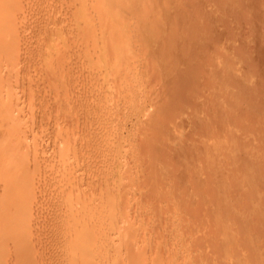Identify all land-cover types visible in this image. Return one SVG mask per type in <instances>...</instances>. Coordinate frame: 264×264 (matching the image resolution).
Returning a JSON list of instances; mask_svg holds the SVG:
<instances>
[{"label":"rangeland","instance_id":"374dc122","mask_svg":"<svg viewBox=\"0 0 264 264\" xmlns=\"http://www.w3.org/2000/svg\"><path fill=\"white\" fill-rule=\"evenodd\" d=\"M102 1L20 0L0 47V92L13 99L16 135L30 154L20 167L31 164L35 181L32 223L22 230L32 237L19 250L9 240L0 264H69L74 256L59 248L76 231L63 240L59 218L78 208L75 199L62 204L78 178L93 197L89 213L115 216L96 220L93 251L105 256L96 264H264V0ZM201 99L220 109L215 125ZM173 100L185 102L171 111ZM172 130L184 145L205 133V151L219 135L222 172L216 152L206 154L210 166L177 138L169 143ZM68 145L72 167L60 162ZM90 217L80 220L96 226Z\"/></svg>","mask_w":264,"mask_h":264},{"label":"bare ground","instance_id":"6f19581e","mask_svg":"<svg viewBox=\"0 0 264 264\" xmlns=\"http://www.w3.org/2000/svg\"><path fill=\"white\" fill-rule=\"evenodd\" d=\"M18 1H20V0H0V47H4V48H6V46H8V44H7V42H8V38H9V36H7V33H9L11 30H12V26H11V24H12V22L13 21H15L16 19H17V17L16 16H19L18 14H16V13H19V8L21 7V4L20 5H18ZM22 1V0H21ZM99 1H101V0H98V4L100 5V2ZM108 2H110V4L111 5H113L115 2H118L119 0H107ZM103 2H104V0L102 1V4H103ZM23 7V6H22ZM21 9V8H20ZM20 14V13H19ZM18 21V20H17ZM16 21V22H17ZM148 35L146 34V37H147ZM7 44V45H6ZM3 49V48H2ZM4 51V50H3ZM3 51H1V52H3ZM199 73H201L200 71H199ZM194 75H195V73H194ZM196 75H198V77H199V74H197L196 73ZM222 86V85H221ZM219 88H222V87H219ZM220 90L221 89H219V92H220ZM181 91V90H180ZM184 92V91H183ZM223 92H224V89H223ZM208 93V92H207ZM213 93V92H212ZM216 93H218V92H216ZM215 93V94H216ZM191 94V92L189 93V95ZM199 94H201V93H199ZM203 94V93H202ZM210 94V93H209ZM214 94V93H213ZM215 94H214V96H215ZM221 94V93H220ZM220 94H218V95H216V97L215 98H213L212 96H210V98H213V100L214 101H216V102H214L213 101V104L214 103H216L215 105H217V107L218 108H220L221 109V107H219V104H220V101H219V95ZM223 94V93H222ZM179 95V94H178ZM187 95H188V93H187ZM204 95V94H203ZM212 95V94H211ZM224 95V94H223ZM223 95H220L221 97L223 96ZM239 95V94H238ZM0 96H1V98H0V250H1V252L4 254V253H7L6 251L8 250V247H9V245H10V241H12V245L13 246H11V247H13L14 248V250H19V249H22V246L25 244V243H27L28 242V240L30 239V237H32L31 236V234L30 233H23L22 232V230H25V229H28V227H30L31 226V218H32V202L33 201H31L32 200V196H34L33 195V192L32 191H34L33 189H32V184L34 185V183L33 182H35V181H33L32 180V176L30 177V175H29V173H30V171H29V168L31 167V164H30V166H29V168H27V170H25L24 169V167L25 166H22V167H20L21 166V163L22 162H24V163H26L27 164V162H29L30 161V154H29V152H25L24 150H23V147L25 148V144H24V146H23V142H22V140H23V137L22 136H20V137H22V139L21 138H19L16 134H17V132H18V128H19V124L17 125V123H18V121H19V119H18V115L17 116H15V114H14V103H12V100L10 99V100H8L9 99V97L8 98H6V96L7 95H1V92H0ZM9 96H11V95H9ZM179 96H181V94L179 95ZM179 96H177V97H179ZM192 96H196V95H194L193 93H192ZM198 97H200L199 95H197ZM202 96V95H201ZM218 96V97H217ZM172 97H173V95H172ZM185 97V96H184ZM190 97V96H189ZM198 97H195V98H197V100H199V98ZM206 97H209V95H207ZM232 97V96H231ZM181 98H182V96H181ZM191 98V97H190ZM217 98V99H216ZM246 99V98H245ZM249 99V98H248ZM187 100V99H186ZM191 100V99H190ZM193 100L194 101H196L194 98H193ZM202 100V99H201ZM204 100H206V99H203L202 100V102L204 101ZM208 100V99H207ZM207 100L205 101L206 102V104L208 103L207 102ZM211 100V99H210ZM231 100V99H230ZM176 101H178V100H173L172 102H169L168 103V107H169V109L171 110L172 109V107H173V105H175L176 104ZM193 101V102H194ZM209 101V100H208ZM218 101V102H217ZM221 101H222V98H221ZM185 102V101H184ZM183 101L181 102V100L180 101H178L177 103L178 104H180L179 106H177L178 107V109H179V107H182L183 106V104H181V103H184ZM190 102V101H189ZM201 102V104L203 105V103ZM205 102H204V104H205ZM242 102V101H241ZM246 102V101H245ZM249 102V101H248ZM219 103V104H218ZM16 104V103H15ZM187 104V103H186ZM205 104V105H206ZM212 103L211 104H207L206 106L210 109V110H212L211 112H212V114L214 115V116H216V121H215V119H214V124H213V122H212V124L213 125H215L216 124V122L221 118L219 115L220 114H222L223 113V110L221 109V111H222V113L220 112V114H219V111H220V109L218 110V108H217V114L215 115V112H216V106L214 107V106H212V107H214L213 109L215 110L214 112H213V109H211L212 107H211V105H213ZM221 104H223V103H221ZM192 104H190V106H191ZM204 105V106H205ZM186 107H188V106H186ZM224 107V106H223ZM222 107V108H223ZM208 108H206V110L208 109ZM177 109V112H179V110ZM184 109V111H185V109L186 108H183ZM205 109V108H204ZM224 109V108H223ZM187 110V109H186ZM189 110V109H188ZM209 110V111H210ZM172 111V110H171ZM174 111V110H173ZM181 111V110H180ZM204 112H205V110H203ZM208 111V110H207ZM206 111V112H207ZM187 112H189V114L192 112V111H187ZM209 113V112H208ZM207 113V114H208ZM242 113V112H241ZM246 113V112H245ZM172 114V113H171ZM173 114H175V113H173ZM172 114V115H173ZM181 114H183V113H181ZM206 114V113H205ZM219 114V115H218ZM224 114V113H223ZM167 115V113H165V115H164V117ZM180 115V114H179ZM178 115V116H179ZM188 115V114H187ZM194 115V114H193ZM210 115V114H209ZM169 116H171L170 114H169ZM168 116V117H169ZM175 116H177L176 114H175ZM182 116H185L184 114L182 115ZM205 117L207 116V115H204ZM243 116H244V112H243ZM249 116V115H248ZM252 116V115H251ZM181 117V116H180ZM196 117V116H195ZM211 117H213V116H209V119H211ZM220 117V118H219ZM245 117V116H244ZM175 118V117H174ZM215 118V117H214ZM249 118V117H248ZM169 119V118H168ZM206 119H207V117H206ZM228 119V118H227ZM246 119V118H245ZM212 120V119H211ZM221 120H223V118L221 119ZM220 120V121H221ZM237 120V119H236ZM167 121V120H166ZM165 120H163V121H161L160 123H159V125H158V128H157V134H163V133H167L168 134V127L169 126H167V124L166 123H168V122H166ZM201 121L203 122V124L204 125H208L209 124V122H208V119L207 120H205L204 118H203V116L201 117ZM200 121V122H201ZM249 121V120H248ZM255 121V120H254ZM219 122V121H218ZM229 123V122H228ZM245 123V122H244ZM247 123V122H246ZM245 123V124H246ZM169 124V123H168ZM211 124V123H210ZM219 125L221 124V126L224 124V120H223V124L222 123H218ZM238 124V123H237ZM236 124V125H237ZM244 124V125H245ZM204 125H202V127H201V129L204 127ZM226 125V124H225ZM229 125V124H228ZM227 125V126H228ZM246 125H248V124H246ZM252 125V124H251ZM18 126V127H17ZM217 126V125H216ZM215 126V127H216ZM220 127V126H219ZM21 128V127H20ZM207 128H210L209 126L207 127ZM217 130H218V132H220L221 133V135L219 136V137H222V136H224L223 135V132L221 131V129L219 130V128H216ZM232 129V128H231ZM225 130V129H224ZM172 131H174V130H172ZM179 130H177V131H174L173 133H171V131L169 132V138H168V135H166V137L168 138V140H169V143L170 142H173V143H175L176 142V140H175V138H177L178 140V142H176V146H178L179 145V147H181V149H182V151H184L185 153H187V154H189V155H191V153L192 152H198V153H195L196 154V156L197 157H199V159H202L203 157H205V164H207V165H210L211 166V160L207 157V153H213V151L214 152H216L217 154H216V156H217V159H213L214 160V162L217 164V169L220 171V172H222L221 171V169L223 168V163H224V158H223V154H224V150H225V143L223 144L222 142V139H220L218 136H216V138H215V142H213L212 140V142H211V145L208 147L209 149H207L206 151L204 150V146H205V144L210 140L209 138V136H208V134H207V136L209 137V138H207L205 135V133L203 134L204 135V138L202 137L201 139H199V138H197L196 139V141L195 142H193V143H188V144H186V145H184V144H182L183 142H182V140L184 139H182V140H180L179 138H180V134H179V132H178ZM202 131H204V128H203V130ZM227 131V130H226ZM181 133V132H180ZM211 133H213V132H210L209 134H211ZM214 133L215 134H217L216 132H215V130H214ZM213 133V134H214ZM165 134H163V136L165 135ZM228 135V134H227ZM156 136H158V135H156ZM202 136V135H201ZM211 136V135H210ZM162 137V136H161ZM215 137V136H214ZM28 138V137H27ZM26 138V139H27ZM159 138V137H158ZM211 139H212V136H211ZM218 139V140H217ZM249 139V138H248ZM251 139V138H250ZM25 140V139H24ZM63 140V139H62ZM224 140V139H223ZM164 141H165V137H164ZM167 141V140H166ZM157 141L155 140V142L154 143H156ZM225 142V141H224ZM74 143V142H73ZM164 143V142H163ZM255 143V142H254ZM67 144V143H66ZM157 144V143H156ZM191 144H193V145H191ZM258 144V143H257ZM257 144L255 145V146H257ZM21 145L23 146V147H21ZM74 145H75V143H74ZM159 145H162V144H159ZM167 145L169 146V144L167 143ZM167 145H165L164 147H166ZM172 145V144H171ZM187 145H188V147H187ZM191 145V146H190ZM207 145V144H206ZM224 145V146H223ZM260 145H261V143H260ZM76 146V145H75ZM226 146H228V145H226ZM263 146V145H262ZM64 147V146H63ZM74 147V146H73ZM72 146H70V145H68L67 147H65V148H62L60 151L62 152L61 154H62V156H61V163H62V165H66V164H68L69 163V160H70V153H71V151L73 150L72 148H73ZM78 147V146H77ZM162 147V146H161ZM76 149V148H75ZM74 149V150H75ZM166 149V148H165ZM255 149V148H254ZM252 150V149H251ZM259 150V149H258ZM257 150V151H258ZM33 151V150H32ZM162 151V150H161ZM260 151V150H259ZM160 152V151H159ZM259 153V152H258ZM96 154V153H95ZM236 154V153H235ZM259 154H261V153H259ZM160 156V155H159ZM164 156H166V155H164ZM153 157V156H152ZM161 157V156H160ZM238 157V156H237ZM162 158V157H161ZM235 158V157H234ZM153 159V158H152ZM155 159V158H154ZM162 160V159H161ZM163 160H165V159H163ZM73 161V160H72ZM169 161V160H168ZM237 161V160H236ZM167 162V161H166ZM203 163H204V161H202ZM253 162V161H252ZM158 163V162H157ZM251 163V162H250ZM71 164V163H70ZM164 164V163H163ZM236 164V163H235ZM69 165V164H68ZM70 166V165H69ZM69 166H67V169H68V167ZM76 166H78V164L76 165ZM240 166V165H239ZM37 167V166H36ZM59 167H61V166H59ZM70 167H72V166H70ZM159 167V166H158ZM74 168H76V167H74ZM32 169H34V168H32ZM78 169V168H77ZM64 170H66V168L64 169ZM64 170H62L63 172H65ZM70 170V169H69ZM68 170V171H69ZM256 170V169H255ZM68 171H66V172H68ZM77 171V170H76ZM186 171H188V169H186ZM219 172V173H220ZM35 173H37V169H36V171H35ZM62 173V172H61ZM90 173H92V171L90 172ZM181 175H183V174H185V171L184 170H182L181 171ZM93 175H94V173H93ZM64 176L65 175H63L62 177H63V179H64ZM85 176V175H84ZM74 177V176H73ZM80 177V176H79ZM82 177V176H81ZM91 177V176H90ZM260 177V176H259ZM76 178V177H75ZM83 178V177H82ZM87 178V177H86ZM62 179V180H63ZM85 180V179H84ZM88 180V179H87ZM72 182H73V180H71ZM86 181V180H85ZM63 182V181H62ZM67 182V181H66ZM83 182V179H79L78 178V180L76 179V180H74V183H71V185H70V188L68 189L69 190V195L68 196H66V197H64L62 200H63V202H62V204H67L69 201L72 203V202H76V201H74V199L75 200H77V202H76V204L78 203L79 205L77 206H75V207H78V208H76L75 209V212H73V211H70V213H73V214H71L70 215V213H69V215L68 216H66V217H61V218H59V219H62L61 221H62V223H64V225L60 228L61 230H60V235L62 236H67V235H69L70 234V232H69V234H65L64 232L67 230V229H69V228H74V229H76V230H74L73 229V231L71 232V234L72 233H74L75 231H76V234H75V237H74V239L76 240H73V239H71L70 238V240H73V242L74 243H70V240H68V241H66L67 243H65V245H63L62 247H60L59 248V250L60 249H62L61 251H62V253L64 252V254L63 255H66V256H74L73 257V259L69 262V264H96V262L98 263V261H97V259L96 258H100L101 260H102V258L105 260V256L104 257H97V255H96V253L95 252H98V251H93V248H95V245L98 247V245L96 244V242L98 241V239L96 240V233H98L97 232V229H99V228H101V227H99V226H97V221L98 220H101L100 221V223L101 222H103V221H105L104 219H102L103 217L104 218H106V219H109L108 218V214H110L109 213V211H107L105 214H107L108 216L107 217H105V215L103 214V216H102V218L100 217L99 219H97V217L98 216H96V212H94L93 214H91V213H89V210H87L88 208H87V205L89 204V202H90V199H92L93 197L92 196H86L87 194H85V193H83L82 191H80L79 189H78V186L81 188V186H82V183ZM69 183V182H68ZM63 184H66L65 182L63 183ZM86 184V183H85ZM68 186V185H67ZM67 186H66V189H67ZM84 186V185H83ZM60 187V186H59ZM77 188V189H76ZM63 189V188H62ZM65 189V188H64ZM76 190H79L80 192H78L77 191V193L76 192H74V191H76ZM62 191H66V190H62ZM76 193V195H74V196H76V198H74L71 194L72 193ZM82 192V193H81ZM66 193H68L67 191H66ZM73 197V198H72ZM73 199V201H72V199ZM61 203L59 204V205H62ZM58 205V206H59ZM69 207H70V204L68 205ZM67 206V207H68ZM74 206H71L72 208L74 207ZM89 206V205H88ZM115 206V205H114ZM114 206H112V208L114 209ZM107 207V206H106ZM110 207V206H109ZM66 208V207H65ZM72 208H70L71 210H72ZM90 208V207H89ZM67 209V208H66ZM108 209H110V208H108ZM113 211H115V210H113ZM60 212V211H59ZM103 212V211H102ZM110 212H111V214L113 213H115V212H112V210H110ZM62 214H64V213H62ZM92 215V216H91ZM93 217L95 220H94V223H93V225H96V226H94V227H92V226H87L88 225V222H87V224L86 225H83V223L81 222V218L83 217L84 219L87 217ZM111 216H114V215H110L109 217H111ZM91 217L89 218V220L91 219ZM115 217V216H114ZM87 218H86V220H82V221H84V222H86L87 221ZM237 218V217H236ZM111 219V218H110ZM113 219V218H112ZM111 219V220H112ZM222 219V218H221ZM241 219V218H240ZM97 220V221H96ZM61 221H59V222H61ZM93 221V220H92ZM107 221V220H106ZM105 221V222H106ZM110 221V220H109ZM221 221H224V220H221ZM239 222V221H238ZM237 222V223H238ZM250 222V221H249ZM91 223V222H90ZM90 223H89V225H90ZM99 223V222H98ZM59 224V223H58ZM104 224V223H103ZM106 224V223H105ZM104 224V225H105ZM108 224V223H107ZM250 224V223H249ZM62 225V224H61ZM61 225H59V226H61ZM224 225V224H223ZM250 225H252V224H250ZM249 225V226H250ZM110 226V225H109ZM248 226V227H249ZM107 227V226H106ZM223 227V226H222ZM226 227H228V226H226ZM253 227V226H252ZM237 228V227H236ZM250 229H252L251 227H249ZM224 229V228H223ZM249 229V230H250ZM261 229H262V227H261ZM231 230V229H230ZM257 230V229H256ZM244 231V230H243ZM253 231H254V228H253ZM231 232V231H230ZM239 232V231H238ZM242 232V231H241ZM228 233H229V230H228ZM240 233V232H239ZM252 233V232H251ZM262 233V232H261ZM226 234V233H225ZM227 235V234H226ZM250 235V234H249ZM63 236H62V238H63ZM64 236V237H65ZM61 238V237H60ZM67 238V237H66ZM73 238V237H72ZM82 238H84L85 240H83L82 241ZM100 238V237H99ZM229 239H230V236H229ZM10 240V241H9ZM63 240H64V238H63ZM255 240V239H254ZM9 241V242H8ZM227 241H229V243H230V240H227ZM232 242V241H231ZM250 242V241H249ZM9 243V244H8ZM76 243V244H75ZM103 243V242H102ZM69 244H70V247H71V244H74L75 246H73L72 245V247H71V249H69L70 247H69ZM234 244V243H233ZM113 245H115V243L113 244ZM113 245H112V247H113ZM105 246V245H104ZM121 246H122V242H120V243H118V245L116 246V248L118 249L119 247H120V253H118L117 254V258L116 259H118V260H120V256L122 257V255H124L123 253H121ZM111 247V246H110ZM257 247V246H256ZM13 248H11L12 250H13ZM67 248H68V250H67ZM105 248V247H104ZM7 249V250H6ZM11 250V251H12ZM98 250V249H97ZM127 250V249H126ZM99 251H100V248H99ZM106 251H108V250H106ZM103 254H106V253H103ZM120 254V255H119ZM98 255H99V253H98ZM100 256H101V254H100ZM108 256H110V255H108ZM140 256V255H139ZM111 257V256H110ZM107 258V257H106ZM109 258V257H108ZM107 258V259H108ZM141 258V257H140ZM100 259H98V260H100ZM111 259H114L113 257H111ZM100 260V264H101V262L103 261H101ZM115 260V259H114ZM114 260H112V261H114ZM137 261H138V259H136ZM112 261H111V263H112ZM107 264H111L110 263V261H109V259L107 260ZM104 263H105V261H104ZM138 263H141V261L140 262H138Z\"/></svg>","mask_w":264,"mask_h":264}]
</instances>
